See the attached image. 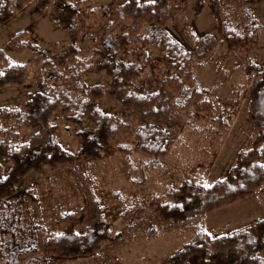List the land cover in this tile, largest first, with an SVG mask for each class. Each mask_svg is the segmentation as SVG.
<instances>
[{"label":"trees","instance_id":"obj_1","mask_svg":"<svg viewBox=\"0 0 264 264\" xmlns=\"http://www.w3.org/2000/svg\"><path fill=\"white\" fill-rule=\"evenodd\" d=\"M31 0H0V26L20 12ZM114 2L118 0H112ZM43 10L52 5L51 18L67 33L68 54L71 61L89 51L79 47L80 29L76 19L80 12L73 0H35ZM264 0H125L113 8L112 19L99 38L101 50L92 55L104 59L96 69L110 78L107 93L121 103L127 118L102 113L97 102L104 96V87H87L81 80L83 70L67 73L75 89L55 86L62 73L53 70L45 74L36 91L23 108H0V127L5 120L18 127L35 130L26 143L16 145V136H2L0 128V264H50L56 260H71L97 254L105 243L117 238L101 212L99 200L94 196L89 181L76 167V155L64 150L56 141L57 126L52 123L55 113L64 114L66 121L78 128L81 146L78 155L97 158L101 149L113 139L134 141V150L148 158L141 170H156L180 138L181 130L196 117L205 115L219 130L225 131L236 112L247 88V119L253 125L255 136L249 148L237 154L234 165L222 179L205 186L184 180L167 190L168 203L155 206L156 216L169 223L176 232H191L193 238L174 251L165 264H264V219L252 230H235L211 237L201 230L205 214L217 207L226 206L247 198L255 192L264 195V65L247 64L244 83L234 85L222 108L217 111L207 90L187 85L194 83V67H200L219 42L211 34L197 38L191 51L186 50L167 31V25L190 6L198 16L207 10L216 20V30L222 34L220 43L238 49L245 41L264 39V19L261 24L251 18L249 7ZM225 16L222 22L220 18ZM231 16L247 20L243 29L232 23ZM122 29L118 36L115 31ZM29 29L17 32L7 41L15 53L28 48L25 37ZM142 45L155 46L165 69V77L155 90L134 92L135 80L142 65L118 60L119 53L140 56L144 67H152L153 59ZM31 49L38 52L37 46ZM140 55V56H139ZM57 58L66 59L65 54ZM47 60L43 61L44 72ZM30 62L10 64L0 49V88L23 85L29 75ZM72 69V68H71ZM94 69L87 67L86 72ZM216 117L213 118L214 114ZM88 123V127L84 126ZM124 151L127 146L118 145ZM67 164L76 179L78 192L84 200L87 226L76 230V214L69 212L58 217L63 227L59 234L43 235L40 226L25 216L27 201L35 199L31 189H18L21 178L42 168ZM7 166V171L4 167ZM151 239L152 232H148Z\"/></svg>","mask_w":264,"mask_h":264},{"label":"rangeland","instance_id":"obj_2","mask_svg":"<svg viewBox=\"0 0 264 264\" xmlns=\"http://www.w3.org/2000/svg\"><path fill=\"white\" fill-rule=\"evenodd\" d=\"M124 1L73 0L80 12L76 19L80 29L77 45L90 48L79 54L75 61H71L68 54L67 33L51 18L54 12L52 5L39 10L35 0H31L1 25L0 49L4 51L9 63L30 62V67L26 83L0 88V108L22 109L44 75L53 70L62 73L55 86L75 89L67 73L70 68L73 72L76 69L84 71L81 81L88 88L94 85L104 87L105 94L97 102L102 113L127 118L121 103L107 93L110 78L105 72L96 69L97 64L104 59L101 55H92L93 49L101 50L99 38L112 19L113 8ZM219 1L222 3L224 0ZM249 10L251 18L261 24L264 19V3L251 6ZM225 19L224 15L220 18L222 22ZM229 20L238 23L240 29L247 23L241 16H231ZM24 29L30 30L25 37L28 48L22 53H15L8 48L7 41ZM122 31L118 29L114 35L118 36ZM167 31L188 51L193 49L197 38L203 34H211L219 42L204 63L194 67V83L179 76L187 85L207 90L206 97L212 100L217 111L222 108L232 87L244 83L243 69L247 64L264 65V39L245 41L238 49L227 47L220 43L222 34L216 30V20L207 10L195 16L191 7L186 6L178 17L169 22ZM31 46H37L39 51L31 49ZM142 47L154 61L151 68L144 67V59L140 55L139 58L121 53L117 56L118 60L142 65L133 89L138 93L155 90L165 77V69L159 63V50L155 46ZM59 54H65L66 59L57 58ZM46 60L49 63L45 64L43 72L42 63ZM87 67L94 70L88 73ZM247 105L246 88L225 131L219 130L205 115L196 117L181 130L180 138L161 161L159 168L146 172L140 167L148 158L134 150V141L129 137L113 139L101 149L97 158L79 156V129L70 125L64 114L55 113L52 123L57 126L56 141L64 150L76 155L75 165L89 181L94 196L100 202L101 212L110 224V231L117 238L105 243L94 256L56 260L50 264H165L174 251L193 238V233L172 230L168 222L156 216L155 206L168 203L169 199L165 197L167 190L177 187L184 180L209 186L225 176L234 165L237 154L249 148L255 136L253 125L247 119ZM84 126L89 125L84 122ZM0 128L2 136L12 138V133L18 136L14 137L16 145L26 143L35 132L15 126L10 120L2 122ZM118 145L127 146V149L121 151ZM7 168H3L5 172ZM22 188L33 191L35 199L27 201L24 213L40 226L43 235L59 234L62 231L63 227L57 221L64 213L76 214L78 232L87 226L84 200L77 190L70 165L46 166L40 172H30L21 178L18 189ZM263 219L264 195L255 192L233 204L208 211L201 230L216 237L235 230H252ZM148 232L153 234L151 239L148 238Z\"/></svg>","mask_w":264,"mask_h":264}]
</instances>
